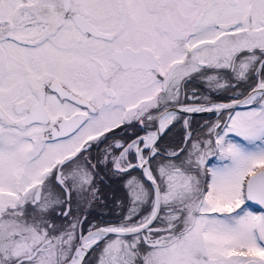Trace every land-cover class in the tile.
I'll return each mask as SVG.
<instances>
[{
  "label": "snow or ice",
  "instance_id": "6c2138e0",
  "mask_svg": "<svg viewBox=\"0 0 264 264\" xmlns=\"http://www.w3.org/2000/svg\"><path fill=\"white\" fill-rule=\"evenodd\" d=\"M0 264H264V0H0Z\"/></svg>",
  "mask_w": 264,
  "mask_h": 264
},
{
  "label": "flooded vegetation",
  "instance_id": "af4514ba",
  "mask_svg": "<svg viewBox=\"0 0 264 264\" xmlns=\"http://www.w3.org/2000/svg\"><path fill=\"white\" fill-rule=\"evenodd\" d=\"M174 139H178V136L177 137H174Z\"/></svg>",
  "mask_w": 264,
  "mask_h": 264
}]
</instances>
